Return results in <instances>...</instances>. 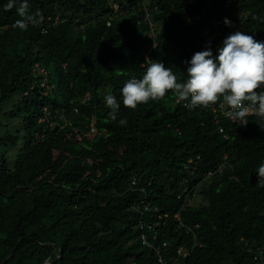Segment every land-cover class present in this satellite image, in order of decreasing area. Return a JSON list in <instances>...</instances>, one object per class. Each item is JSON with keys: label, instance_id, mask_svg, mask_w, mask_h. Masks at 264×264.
I'll list each match as a JSON object with an SVG mask.
<instances>
[{"label": "trees", "instance_id": "16d2710c", "mask_svg": "<svg viewBox=\"0 0 264 264\" xmlns=\"http://www.w3.org/2000/svg\"><path fill=\"white\" fill-rule=\"evenodd\" d=\"M203 1L152 0L161 23L154 32L145 0H29L38 22L27 29L16 26L18 5L0 0V104L21 94L12 108L25 132L12 166L0 162V264H157L141 231L165 241L168 254L186 246L185 264H264V187L255 173L264 163V120L248 116L234 137L235 123L207 106L184 108L171 90L135 109L119 100L126 80L142 76L146 56L183 80L184 62L206 47L215 55L231 32L264 41V0H230L231 27L213 24L217 0L201 14ZM59 10L69 15L50 24ZM79 14L93 18L78 23ZM34 67L49 71L50 93ZM103 85L121 103L116 122L99 95ZM91 123L88 139L77 127ZM19 139L6 134L0 144ZM190 158L194 175L183 167ZM220 163L230 170L205 182L203 173ZM182 178L189 187L204 181L205 204L181 209ZM134 202L157 207L144 212L153 230L140 228ZM181 223L199 225L196 239Z\"/></svg>", "mask_w": 264, "mask_h": 264}, {"label": "clouds", "instance_id": "9594fccd", "mask_svg": "<svg viewBox=\"0 0 264 264\" xmlns=\"http://www.w3.org/2000/svg\"><path fill=\"white\" fill-rule=\"evenodd\" d=\"M18 5V7H17ZM8 9L17 7L21 19L16 21L20 29L38 21L29 11V0H8ZM223 23L231 27V21ZM186 64V79L180 80L172 67H165L157 60L146 59L142 76H131L121 88L123 105L135 109L139 104L162 99L171 90L178 104L193 110L200 106L227 104L225 115L239 125L247 124V117L255 115L264 120V41L236 30L228 34L216 48L195 52ZM258 90V91H257ZM104 102L110 109L108 115L116 122L121 103L112 93L106 94ZM126 120L120 118L123 126ZM257 184L264 187V163L255 172Z\"/></svg>", "mask_w": 264, "mask_h": 264}, {"label": "rangeland", "instance_id": "374dc122", "mask_svg": "<svg viewBox=\"0 0 264 264\" xmlns=\"http://www.w3.org/2000/svg\"><path fill=\"white\" fill-rule=\"evenodd\" d=\"M186 2H194L196 0H184ZM230 0H217L216 2V7L215 9L212 11L213 13V19L214 22L213 24L217 23L219 24H224L223 20L224 18H230L229 14L226 12V7L228 5ZM212 4V0H204L202 2V6L200 7V12L201 14H204L205 11L207 10V8H209V6ZM111 5L114 7V9H117V5L113 2H111ZM144 6L147 8L148 10V18L149 20L153 23L152 25V31L157 32L158 29L161 26L160 22H155L153 20V15L156 13V9L153 6V2L152 0H145L144 2ZM63 14V15H69L68 13H65L61 10H59L56 15L50 19L49 23L50 24H54L59 15ZM93 18V16H88V15H84V14H79V15H75V19L78 23H84L87 22L89 20H91ZM142 35V32H138V36ZM34 71L36 73H41L42 75H44V79L41 83V86L43 88V91L45 93H50L53 89V84L51 83L50 79L51 77L49 76V71L48 70H42L40 68H36L34 67ZM49 76V77H48ZM108 93H113V91L111 90V88L109 86H101L100 88V96L103 98L106 94ZM21 94H15L11 97H9L8 100H6L5 102L0 104V137H3L6 134H17L18 137L20 138L17 141L16 145H10V144H0V162L4 161L6 162L7 167H11L12 164L14 163L16 156L18 155V153L20 152V149L23 146V139L21 137H23L24 135V130L22 129V116L21 115H17L15 113V110L12 108L13 104L17 101L18 97H20ZM60 117H63L62 114H59ZM63 119V118H61ZM80 131H82V134L84 136H86V138L90 139L93 138L94 133L91 132L88 127L83 126V127H77ZM227 171L230 170V167H226L225 168ZM209 179H212L211 177H206L204 179L205 182H208ZM203 181V182H204ZM203 182H201L198 187H196V194L191 197L188 202L187 205L191 206V207H197L199 205H203L205 204V200L202 197V190L204 187H202ZM204 186V185H203ZM48 239V237H45ZM50 244H52L50 242ZM251 245H247V248H249ZM259 248H255L254 249V257H256V263H259L262 259L261 256H259ZM45 263H49V259H46Z\"/></svg>", "mask_w": 264, "mask_h": 264}, {"label": "built area", "instance_id": "2783aa9c", "mask_svg": "<svg viewBox=\"0 0 264 264\" xmlns=\"http://www.w3.org/2000/svg\"><path fill=\"white\" fill-rule=\"evenodd\" d=\"M145 16H146V18H148V10L147 9H145ZM109 19L110 18H108V20L106 21L107 25L109 24ZM214 25L217 26L218 24L215 23ZM152 26L153 25L151 23V27ZM205 33L207 34V31H205ZM214 35H215L214 33H208L206 36V41L212 40ZM146 58L148 59L147 56H146ZM207 107H209L213 111L216 118L223 117V118L227 119L230 124L233 125V123H235L233 120H231L229 117H227L225 115V110L228 107L226 103L222 104L221 102L218 101L215 105H209ZM247 120H248V117H247ZM235 124L238 128L234 132V134H235L234 137H236L237 135L239 136L240 132L243 131L245 128V124L244 125H239L238 123H235ZM89 130L93 133L96 132V129H95V126L93 125V123L90 124ZM219 132H224V128L222 126L219 127ZM224 137L226 139L231 138L230 132H228V131L224 132ZM223 157L226 158L227 154L224 153ZM197 159H199V156H196V160ZM191 162H192V159L191 158L188 159V162L185 163L183 165V167L187 172L192 173L194 175V170L196 168L194 166L188 164ZM226 167H227V165L225 163H222V164L220 163V164L216 165L213 169H209L207 172H204L203 177L206 178V177H211L215 174H222ZM181 180L183 181L184 186L182 187L181 191L177 194V197L178 198L183 197V204L181 206V209H183L187 205L188 200L196 194V187H198L200 182H197L193 186L189 187L187 185L186 178H182ZM134 182L135 181L132 180L131 183L134 184ZM131 209L141 215V218L138 220V225L140 226V228H143L146 225L150 230H153V226L150 222H148L149 218H147L145 216L144 212L150 213V216H153L152 212L158 210L156 206L153 207L149 203H144L141 206V205L137 204L136 202H134L131 205ZM176 216L179 217V214H177ZM181 226L185 227L186 231L192 232L194 239H196V232L194 233L193 229H197L199 227L198 224H194L193 226H185L183 223H181ZM155 237H156V234H153L151 237L152 240H154ZM139 238H140L142 244H144L148 248H151L154 251L157 264H185V258L187 257V255L189 253V250L186 246L181 245V246L176 248L174 253L168 254L166 251L167 243L165 241L162 242L161 244H154L151 240H149L148 235L145 231H141V233L139 234ZM254 258L256 259V257H254Z\"/></svg>", "mask_w": 264, "mask_h": 264}]
</instances>
